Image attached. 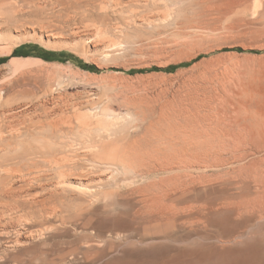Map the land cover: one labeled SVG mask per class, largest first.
<instances>
[{
	"label": "rangeland",
	"instance_id": "1",
	"mask_svg": "<svg viewBox=\"0 0 264 264\" xmlns=\"http://www.w3.org/2000/svg\"><path fill=\"white\" fill-rule=\"evenodd\" d=\"M0 160V264L264 263V0H0Z\"/></svg>",
	"mask_w": 264,
	"mask_h": 264
},
{
	"label": "bare ground",
	"instance_id": "2",
	"mask_svg": "<svg viewBox=\"0 0 264 264\" xmlns=\"http://www.w3.org/2000/svg\"><path fill=\"white\" fill-rule=\"evenodd\" d=\"M232 96H234V94L232 95ZM232 96H230L231 98H222L220 101H218L217 103V105L220 107V109L221 110H224V111H226L227 109H230L229 111H232L231 109H236V108H238V109H240V107L242 106V105H245L244 103H242L240 100H243V99H241L240 97L238 98H234V97H232ZM237 96V95H236ZM229 97V96H228ZM246 103V102H245ZM219 107H218V109H219ZM247 107V106H246ZM243 108V107H242ZM170 132V131H169ZM253 132V131H252ZM176 133V132H175ZM168 134V133H167ZM245 136V135H244ZM255 137V136H254ZM260 137V136H259ZM257 138V137H256ZM244 139V138H243ZM254 139V138H253ZM4 143V142H3ZM173 144V143H172ZM34 145V144H33ZM171 146V145H170ZM29 147V146H28ZM39 148V147H38ZM19 149V148H18ZM27 149V148H26ZM181 151V150H180ZM24 153V152H23ZM33 154H34V152H33ZM239 156V155H238ZM186 159V158H185ZM226 160V159H225ZM1 161V160H0ZM222 161V160H221ZM224 163V162H223ZM10 164V163H9ZM35 167V166H34ZM9 168V167H8ZM7 169V168H6ZM6 169L4 168V177L6 176V175H9L8 173L9 172H7L6 171ZM11 169H13V168H11ZM34 169V168H33ZM246 170V169H245ZM251 170V169H250ZM3 171V170H2ZM6 171V172H5ZM14 171V170H13ZM261 171V170H260ZM254 172V171H253ZM12 173V172H11ZM10 173V174H11ZM15 173V172H14ZM2 173H0V177H3V175H1ZM13 174V173H12ZM11 174V175H12ZM248 174V173H247ZM262 174V173H261ZM256 176V175H255ZM255 178V177H254ZM256 178H257V176H256ZM263 178V177H262ZM252 179V178H251ZM264 179V178H263ZM248 180V179H247ZM255 181H256V179H254ZM258 180H259V178H258ZM262 180V179H261ZM260 180V182L262 183V181ZM243 181V180H242ZM254 182V181H253ZM258 183H259V181H258ZM257 183V184H258ZM260 183V184H261ZM263 183H264V181H263ZM260 184H258V185H260ZM236 185V184H235ZM262 185V184H261ZM260 185V186H261ZM256 186V185H255ZM264 184L262 185V189H263V191H261V194H259V198L260 197H262L263 199H264ZM182 187V186H181ZM259 187V186H258ZM183 188V187H182ZM191 188V187H190ZM256 189V188H255ZM185 190H186V188H185ZM257 190V189H256ZM2 191V190H1ZM172 191V190H171ZM249 191V190H248ZM255 192H257V191H255ZM156 196V195H155ZM258 196V195H257ZM256 197V196H255ZM254 198V197H253ZM258 198V197H257ZM262 198H261V200H262ZM250 200V199H249ZM260 200V199H259ZM245 201V200H244ZM251 201V200H250ZM253 201H254V199H253ZM263 201V200H262ZM262 201H258L257 200V203H256V201L255 202H253L252 204H260L259 202H262ZM151 202V201H150ZM153 203V202H152ZM233 203V202H232ZM167 204V203H166ZM261 204H263V202L261 203ZM260 204V205H261ZM168 205V204H167ZM231 205V204H230ZM246 205V204H245ZM152 206V205H151ZM248 206V205H247ZM258 206V205H257ZM256 206V207H257ZM150 207V206H149ZM160 207V206H159ZM163 207V206H162ZM190 207V206H189ZM236 208H237V206H235ZM246 207V206H245ZM253 207H254V205H253ZM261 207H263V206H259L258 208H261ZM147 208V207H146ZM161 208V207H160ZM227 208V207H226ZM241 208V207H240ZM204 209H206V208H204ZM214 209H216V208H214ZM239 209V208H238ZM247 209H248V207H247ZM145 210V209H144ZM212 210H213V208H212ZM140 211V210H139ZM186 211V210H185ZM217 211V210H216ZM144 212V211H143ZM153 212V211H152ZM169 212V211H168ZM239 212V211H238ZM242 212V211H241ZM154 213V212H153ZM200 213H202V212H200ZM237 213V212H236ZM240 213V212H239ZM245 213V212H244ZM133 214V213H132ZM156 214H158V213H156ZM249 214V213H248ZM163 215V214H162ZM177 215V214H176ZM183 215V214H182ZM237 215V214H236ZM243 216V215H242ZM257 216V215H256ZM144 217V216H143ZM150 217V216H149ZM153 217V216H152ZM160 217V216H159ZM169 217V216H168ZM155 218V217H154ZM200 218V217H199ZM234 218V217H233ZM132 219V218H131ZM145 219V218H144ZM201 219V218H200ZM168 220V219H167ZM198 220V219H197ZM159 221V220H158ZM162 221V220H161ZM194 221V220H193ZM152 222V221H151ZM182 222V221H181ZM189 222V221H188ZM195 222V221H194ZM201 222V221H200ZM184 223V222H183ZM205 223V222H204ZM207 225V224H206ZM185 226V225H184ZM198 231V230H197ZM101 233V232H100ZM221 234V233H220ZM161 238V237H160ZM165 239V238H164ZM230 240V239H229ZM87 242V241H86ZM182 248V247H181ZM209 251V250H208ZM192 252V251H191ZM170 255V254H169ZM75 259V258H74ZM145 259V258H144ZM256 259V258H255ZM259 259H260V261H259ZM77 260V259H76ZM256 260H258L259 261V263H261V258H258L257 257V259ZM170 261V260H169ZM228 261H229V259H228ZM264 261V260H263ZM253 264H255L254 263V261H253ZM256 264H257V261H256ZM262 264H264V263H262Z\"/></svg>",
	"mask_w": 264,
	"mask_h": 264
},
{
	"label": "trees",
	"instance_id": "3",
	"mask_svg": "<svg viewBox=\"0 0 264 264\" xmlns=\"http://www.w3.org/2000/svg\"><path fill=\"white\" fill-rule=\"evenodd\" d=\"M28 47H29V45H23V46H20L19 48H17V49H15V51L13 52L14 53V55H17V56H28V55H33V52H30V51H28V50H26V49H28ZM53 54V53H52ZM55 55V54H54ZM58 55V57H64V52H61V53H59V54H57ZM59 59H61L62 61L63 60H73L74 62H76V63H78V64H80L81 62H79V60H77V58H73V57H71V56H68V57H66V58H59ZM85 68H87V69H89V70H94L95 69V67L94 66H84Z\"/></svg>",
	"mask_w": 264,
	"mask_h": 264
}]
</instances>
